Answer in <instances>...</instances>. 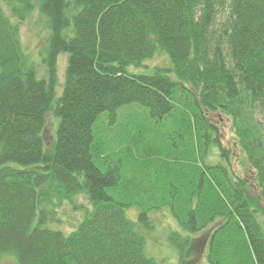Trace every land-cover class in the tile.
I'll list each match as a JSON object with an SVG mask.
<instances>
[{
  "label": "trees",
  "instance_id": "1",
  "mask_svg": "<svg viewBox=\"0 0 264 264\" xmlns=\"http://www.w3.org/2000/svg\"><path fill=\"white\" fill-rule=\"evenodd\" d=\"M36 10L49 33L43 78L19 41L18 24ZM157 53L169 67L130 72ZM130 104L146 108L163 134L95 127L100 114L114 119ZM48 113L58 121L52 149L42 137ZM257 113H264V0H0V256L16 264H156L135 225L152 229L149 214L168 209L193 236L219 222L209 264H264V229L251 205L260 200L264 209ZM209 115L229 118L254 183L229 168L230 150ZM132 147L165 161L123 172ZM211 148L221 158L215 164ZM107 157L99 168L94 159ZM78 195L91 209L77 227L67 235L49 229L63 203L82 208ZM131 206L136 222L126 217ZM168 238L179 263L191 264V238Z\"/></svg>",
  "mask_w": 264,
  "mask_h": 264
},
{
  "label": "rangeland",
  "instance_id": "2",
  "mask_svg": "<svg viewBox=\"0 0 264 264\" xmlns=\"http://www.w3.org/2000/svg\"><path fill=\"white\" fill-rule=\"evenodd\" d=\"M1 6L5 15L11 20L13 24H17L16 20L10 15L8 9L1 2ZM19 27V41L23 53L28 57V60L35 66L37 71V77H45V69L41 62V53L45 47L46 40L48 38V30L45 26V21L42 16L39 15L38 11H34L31 16L24 22L18 24ZM66 66V55H60L57 61V73H58V85L56 87V94L60 95L62 89V82L64 78V70ZM155 67L167 68L169 67L168 58L161 54H155L151 59L144 62L143 68L134 69L129 68L131 73L135 74H148ZM211 122L214 123L219 129V136L223 146L230 150L229 154V168L236 175L240 177H246L250 183H254V172L248 167L244 155L238 149L234 134L231 128V122L229 118L223 116L209 115ZM256 118L261 126L264 133V113L256 114ZM155 120L149 117L146 108L138 106L136 104H130L122 106L117 110L114 119H111L108 113H102L99 115L96 121L95 127L103 126V128H112L114 131H110V135L115 134H125L129 133L133 135L138 128L143 129L146 127L148 131L152 127L156 128V133L163 134L164 127L155 124ZM57 119L53 114L48 113L45 116L44 128L42 131V137L46 149H52L55 140V131L57 128ZM112 126V127H111ZM158 126V127H156ZM171 133V132H170ZM116 138V135L113 136ZM174 141H171V144ZM131 144H134L133 142ZM130 144V145H131ZM140 144V142L138 143ZM130 152L133 156H129L128 161L123 163V172H130L135 166H151L153 163L158 162V160L165 161L164 158L158 154L155 155H145L135 154V148L132 147ZM106 160L94 159L97 166L101 169L105 168ZM112 161V159H110ZM208 161L210 163H217L221 161L219 154L216 149L211 148ZM227 165V164H226ZM149 168V167H148ZM126 173V174H127ZM253 185V184H252ZM251 194L254 199L257 197V190L250 186ZM75 202L77 205L81 206V209H74L72 205L65 202L60 207H58L47 224V227L51 230L60 231L61 233L67 235L73 231L78 223L82 220L84 212L86 209L90 210L91 205L88 203L84 195H78L75 197ZM253 208L257 211V219L261 223L264 229V209L263 202L259 200L256 204H251ZM138 210L136 207L131 206L126 209V217L136 222ZM150 220L152 221L153 228L146 229L138 224L135 225L136 232L144 239V253L146 256L152 258L156 264H180L179 255L177 249L169 240V234L176 232L182 237H190L192 240V245L195 247V255L193 254L191 264H209L207 261L208 253V239L210 233L218 225V221H215L207 229L193 236V234L184 231L175 218L171 215L168 209H163L161 211L150 213ZM0 264H16L15 260L11 256H0Z\"/></svg>",
  "mask_w": 264,
  "mask_h": 264
}]
</instances>
